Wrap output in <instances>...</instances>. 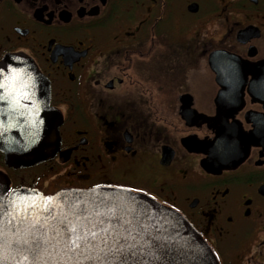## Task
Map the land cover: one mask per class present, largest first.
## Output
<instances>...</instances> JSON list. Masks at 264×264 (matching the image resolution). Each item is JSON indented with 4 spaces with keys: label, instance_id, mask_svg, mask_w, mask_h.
Instances as JSON below:
<instances>
[{
    "label": "flooded vegetation",
    "instance_id": "af4514ba",
    "mask_svg": "<svg viewBox=\"0 0 264 264\" xmlns=\"http://www.w3.org/2000/svg\"><path fill=\"white\" fill-rule=\"evenodd\" d=\"M215 52L248 68L222 109ZM11 54L48 79L63 119L51 159L15 169L0 152L10 190L145 194L191 224L218 264H264V145L252 136L264 127V0H0V61ZM179 62L193 65L185 81L201 67L211 77L200 109L188 86L173 88ZM27 92L4 89L1 127L29 124ZM220 147L227 159L215 161Z\"/></svg>",
    "mask_w": 264,
    "mask_h": 264
},
{
    "label": "water",
    "instance_id": "95a60500",
    "mask_svg": "<svg viewBox=\"0 0 264 264\" xmlns=\"http://www.w3.org/2000/svg\"><path fill=\"white\" fill-rule=\"evenodd\" d=\"M246 33L244 30L240 36ZM208 67L221 86L215 104L222 109V100L233 94L237 72L247 73L248 68L220 52L209 56ZM0 70V96L7 95L4 89L25 88L30 100L26 108L29 124L0 126V152L5 164L17 169L51 159L59 150L63 118L50 105L48 79L29 57L19 54L5 56ZM256 71L264 74V65L256 67ZM259 84L264 88V78ZM252 136L264 145V127H254ZM225 152V147H220L212 148L208 154L215 161H224ZM171 159L172 155L168 161ZM73 228L87 240L81 248L69 251L67 242L74 235ZM89 230L96 233L94 238L88 236ZM25 239L31 241L32 249L23 243ZM125 245L123 251H118ZM0 264L218 262L191 224L145 194L113 187L62 189L52 195L28 188L10 190L9 180L0 172Z\"/></svg>",
    "mask_w": 264,
    "mask_h": 264
},
{
    "label": "rangeland",
    "instance_id": "374dc122",
    "mask_svg": "<svg viewBox=\"0 0 264 264\" xmlns=\"http://www.w3.org/2000/svg\"><path fill=\"white\" fill-rule=\"evenodd\" d=\"M213 24H207L206 25V29L209 31V32H212L213 31ZM191 33V32H190ZM189 33V34H190ZM187 34V35H189ZM197 34V32H196ZM192 34L189 35V37L184 40V43L186 45H189V41L192 39ZM186 37V36H185ZM173 65V64H172ZM162 67H159V70H162V71H166V68H167V65L166 64H163L161 65ZM148 67L147 65H141V72H145L146 70H148ZM203 67H201V73L198 72L196 74H194V76L190 77L189 79H186L185 81V78L183 77H187V75L185 74L186 72H188L190 69H191V72H193V65L192 64H181V62H179V64L175 63L174 66H173V70L175 72H183L184 74L183 75H177L175 74L174 75V82H173V88L174 90H187V86L188 88L193 92V95L195 96V99H196V105L197 107L200 109V103H201V94H205V93H209V90H212L213 88V85H212V80H210V75L208 74V72L206 70H202ZM206 69H207V66H206ZM151 70V69H150ZM192 74H190L189 76H191ZM161 77H165L166 75H159ZM186 83V84H185ZM206 98H208L207 102L210 103V97L208 96H205Z\"/></svg>",
    "mask_w": 264,
    "mask_h": 264
},
{
    "label": "snow or ice",
    "instance_id": "6c2138e0",
    "mask_svg": "<svg viewBox=\"0 0 264 264\" xmlns=\"http://www.w3.org/2000/svg\"><path fill=\"white\" fill-rule=\"evenodd\" d=\"M0 73H2V70H0ZM72 231H73L74 235H73V237L69 238V240L67 242V247L69 248V251L81 248L82 243L87 240V236H81L79 234H76V229L75 228H73ZM88 236H92L94 238L96 236V233L91 231V230H89ZM23 243L25 245H28L29 249H32L33 246H32L31 241L25 239L23 241ZM36 247L38 248L39 244H37ZM125 247H126V245L122 246L120 249H118V251H123Z\"/></svg>",
    "mask_w": 264,
    "mask_h": 264
}]
</instances>
